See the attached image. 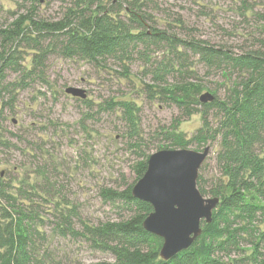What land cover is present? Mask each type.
I'll use <instances>...</instances> for the list:
<instances>
[{
  "label": "trees",
  "instance_id": "obj_1",
  "mask_svg": "<svg viewBox=\"0 0 264 264\" xmlns=\"http://www.w3.org/2000/svg\"><path fill=\"white\" fill-rule=\"evenodd\" d=\"M28 1L30 6L21 5L23 11L15 14L12 22L0 24V95L12 91L7 89L8 71L19 72L22 80L17 83L26 86V80L40 71L51 50L101 67L114 60L122 67L124 77H130L131 65L140 61L143 76H152V83L146 85L152 98L166 99L183 111L169 130L162 131L171 142L159 150L188 148L193 142L201 146L220 137L216 155L220 175L207 181L201 167L198 178L201 193L219 197L220 203L212 222L202 223V234L173 258L161 257L163 239L143 226L153 211L152 204L132 194L152 155L144 153L142 143L136 149L143 161L137 165L135 183L124 189L100 191L104 201L129 211V216L90 224L80 218L77 206L58 201L56 230L63 235L82 236L92 248L114 258L113 262L97 264H242L247 260L264 264V50L236 52L193 35L184 39L174 31H159L154 25L149 29L152 16L148 9L154 0H60L64 6L55 19L41 16L37 6L57 0ZM25 50L32 51L30 63ZM198 62L209 74L236 77L223 97L217 90L214 94L206 91L213 94L214 100L200 101L205 86L197 81ZM109 105L113 110L122 109L133 133H139L137 108L131 100L113 99ZM196 106L201 107L197 110ZM198 111L204 116L203 126L186 139L179 130V121ZM212 111L218 119L215 128L208 119ZM7 143L0 135V144ZM24 187L4 182L0 176V264H49V252H41L37 244L39 238L41 242L46 237L37 230L42 218L35 206L36 188L28 191ZM75 219L81 222V229L74 227ZM245 244L251 247H243ZM237 252H247L246 258L233 259L231 256Z\"/></svg>",
  "mask_w": 264,
  "mask_h": 264
},
{
  "label": "rangeland",
  "instance_id": "obj_2",
  "mask_svg": "<svg viewBox=\"0 0 264 264\" xmlns=\"http://www.w3.org/2000/svg\"><path fill=\"white\" fill-rule=\"evenodd\" d=\"M24 3L30 6L31 1L0 0V24L12 22L23 11ZM63 6L57 0L42 2L37 8L41 16L55 19ZM148 11L152 16L149 29L154 25L159 31H174L184 39L193 35L236 52L264 50V0H154ZM183 27L186 31L181 30ZM31 52H23L29 63ZM195 69L197 81L205 86L202 94L217 90L223 97L231 79L236 78L220 72L209 74L199 62ZM142 70L143 63L136 61L131 65V76L124 77L122 67L114 60L101 67L51 50L40 71L26 78V86L18 85L19 72L6 73L7 89L12 91L0 95V135L8 141L0 144V176L15 187L25 184L28 191L36 188L35 206L42 218L37 230L46 237L41 242L39 238L37 244L41 252H49V264L113 262L110 254L92 248L84 237L56 230L55 203L77 206L80 218L90 224L127 218L129 211L104 201L101 189H124L135 183L137 165L143 161L137 156L138 144L142 143L144 153L149 155L170 145L161 133L169 130L183 111L166 99H153L146 88L152 76H143ZM68 87L86 90L85 100L90 102L67 94ZM113 99L134 103L138 134L133 133L122 109L110 107ZM200 107L196 106L197 110ZM203 117L198 111L181 118L178 127L186 139L203 126ZM208 119L215 128L216 112L212 111ZM208 145L211 150L201 173L210 181L220 175L216 161L220 137L201 146L193 142L188 148L201 151ZM75 222L74 227L81 229V222ZM261 251L264 259V242ZM246 254L237 252L231 257L246 258ZM242 264L255 263L247 260Z\"/></svg>",
  "mask_w": 264,
  "mask_h": 264
},
{
  "label": "water",
  "instance_id": "obj_3",
  "mask_svg": "<svg viewBox=\"0 0 264 264\" xmlns=\"http://www.w3.org/2000/svg\"><path fill=\"white\" fill-rule=\"evenodd\" d=\"M66 93L87 98L86 90L68 87ZM214 96L206 92L203 103ZM211 147L197 151L190 148L160 149L149 160L143 177L133 186L135 198L149 202L153 211L144 220V228L163 239L160 255L169 260L188 249L202 234V223H211L219 197H205L198 188L201 167Z\"/></svg>",
  "mask_w": 264,
  "mask_h": 264
}]
</instances>
